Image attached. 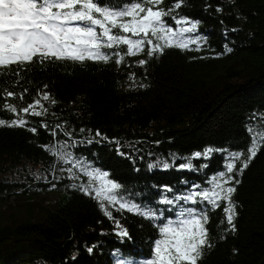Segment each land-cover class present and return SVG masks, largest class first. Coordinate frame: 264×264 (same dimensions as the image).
<instances>
[{
  "label": "trees",
  "instance_id": "obj_1",
  "mask_svg": "<svg viewBox=\"0 0 264 264\" xmlns=\"http://www.w3.org/2000/svg\"><path fill=\"white\" fill-rule=\"evenodd\" d=\"M175 2L163 0L161 7ZM172 16L199 22L189 34L201 38L199 50L168 48L150 58L146 48L120 65L115 58L33 61L0 72V93H16L7 102L18 109L43 92L56 101L41 99L47 114L25 116V128L0 126V264H143L159 236L157 225L175 219L181 205L208 211L211 247L198 264H264V146L242 174L233 173L240 181L232 196L236 231L226 221L227 202L215 209L159 203L193 185L210 187L212 177L225 170L228 152L243 151L246 158L248 129L264 130V0H186L165 17L175 27ZM140 60L147 63L140 66ZM5 102L0 95V106ZM13 118L0 110V119ZM64 142L74 158L109 172L127 198L157 215L165 210L163 220L113 211L130 239L118 236L96 200L70 187L87 178L78 173V179H68L62 169L69 165L47 150ZM208 147L219 151L193 158ZM164 162L170 167L163 168ZM189 162L191 169L179 168ZM9 209L12 217H6Z\"/></svg>",
  "mask_w": 264,
  "mask_h": 264
},
{
  "label": "snow or ice",
  "instance_id": "obj_2",
  "mask_svg": "<svg viewBox=\"0 0 264 264\" xmlns=\"http://www.w3.org/2000/svg\"><path fill=\"white\" fill-rule=\"evenodd\" d=\"M185 2L176 0L165 10L161 7L163 0H120L118 3L113 0H0V72L12 66L23 68L33 61L41 64L46 61L108 63L115 58V63L120 65L126 56H136L146 48L150 58L163 55L168 48L190 50V45H197L196 50H199L201 38L189 35L197 31L198 21L172 16L173 27L165 20ZM121 46H125L123 51H106L120 49ZM226 51L231 52L232 49L226 48ZM146 63V60L139 61L140 66ZM140 86L145 87L143 84ZM26 92L27 89L19 95L21 100ZM0 95L6 100L0 110L14 116L10 121L0 119V126L6 127L25 128L29 124L25 116L47 114L41 99L56 103L47 92H43L33 103L18 109L7 102V98H15L16 93L5 89ZM42 126L48 127L47 124ZM28 130L34 134L37 132L35 127ZM56 131H52L53 136ZM248 131L252 133V140L245 159H241L245 156L243 151L228 152L225 170L212 177L210 187L201 189L200 185H193L186 194L164 198L159 203L175 206L183 201L184 204L206 205L215 209L220 202H227L224 208L226 221L230 230L236 231L234 220L237 213L232 196L236 192L235 185L240 181L233 173L242 174L264 146V130L249 128ZM65 135L70 137L71 133ZM95 135L102 134L97 131ZM68 147L67 142L53 143L47 146V150L60 163L69 165L62 169L67 172L68 179H78V173L87 178L85 183H73L70 187L96 200L104 215L114 221L118 236L130 239L129 231L114 218L113 211L131 213L150 221L163 220L165 210L160 209L157 215V210L127 198L123 194V185L110 178L109 172L74 158L72 152L67 151ZM214 151L219 150L208 147L203 152H195L193 158H209ZM237 162L240 163L239 169ZM149 167L155 165L150 164ZM169 167L167 162L163 163V168ZM192 167L191 162L179 165L181 169ZM55 186L52 185L53 188ZM166 190L172 191L171 188ZM175 216V219H167L157 225L159 236L154 240L150 258L143 264H198L204 249L211 247L206 227L208 211L204 207L181 205ZM92 250L88 248L90 253Z\"/></svg>",
  "mask_w": 264,
  "mask_h": 264
},
{
  "label": "rangeland",
  "instance_id": "obj_3",
  "mask_svg": "<svg viewBox=\"0 0 264 264\" xmlns=\"http://www.w3.org/2000/svg\"><path fill=\"white\" fill-rule=\"evenodd\" d=\"M14 213V209L6 210V217H12L11 215Z\"/></svg>",
  "mask_w": 264,
  "mask_h": 264
}]
</instances>
